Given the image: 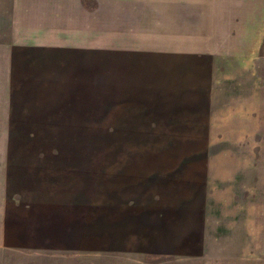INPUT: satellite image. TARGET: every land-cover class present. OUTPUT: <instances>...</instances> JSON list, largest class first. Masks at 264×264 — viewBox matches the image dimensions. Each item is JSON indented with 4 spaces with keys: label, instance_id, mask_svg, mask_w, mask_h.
Segmentation results:
<instances>
[{
    "label": "rangeland",
    "instance_id": "374dc122",
    "mask_svg": "<svg viewBox=\"0 0 264 264\" xmlns=\"http://www.w3.org/2000/svg\"><path fill=\"white\" fill-rule=\"evenodd\" d=\"M10 1L0 264H264L260 0H79L99 15L64 25L56 90L17 55L42 33Z\"/></svg>",
    "mask_w": 264,
    "mask_h": 264
},
{
    "label": "crops",
    "instance_id": "0c3cea01",
    "mask_svg": "<svg viewBox=\"0 0 264 264\" xmlns=\"http://www.w3.org/2000/svg\"><path fill=\"white\" fill-rule=\"evenodd\" d=\"M48 1L51 2L52 7L51 6L48 7L45 4H40L41 6L39 7H32L30 4L29 5L25 4L27 2L26 0H24V2L21 3L22 7H26L25 8L26 12H23L22 20H30V24H34L35 20H37L36 23L38 24V31L42 33L41 39L39 38V40L42 42V45H40L39 43L36 44V41L33 40L35 41V43L32 42V44H30L33 47L23 48V50L18 48L16 50L18 52L23 51L22 54H17V55H22V58H24L25 55H28L25 54L26 51H30L31 54L29 55L34 56L35 59H38L37 60L38 64L34 66L39 70L38 75L40 74V76L42 77V79L38 81V88L41 87V88H46V89L50 88L56 90L57 87L56 84H54L55 81L57 80V78L58 80H62V72L64 69L62 54L64 53V49L68 50L75 46L74 44L69 43L68 45L65 46L66 48L64 47L63 31H68V32L72 31L71 28L64 30V25H76L75 20H80V16L84 17L85 18L84 20L92 19L91 17L94 18L98 17L99 11L95 15H93L92 12H87L81 8L82 15H80L79 14L80 7L78 4L79 0H75L74 2H72V4H70L71 5V7H69L70 9L68 8L67 12H64L62 10L63 7L59 4V1L57 0H48ZM258 4H262V7H260L262 11L257 10L256 13H253L252 15L250 14L249 17L245 18L246 20H264V0L258 1ZM12 8H15L14 2L10 0L5 1V3L2 5V9L0 10V20H14V18L11 17L12 16L11 11H13ZM261 23H263V21ZM75 28L76 27H74V30ZM116 30L123 31V29H116ZM19 31L20 30L14 26V33L17 34V32ZM252 32L254 33V31ZM250 34L252 33L249 32L248 35ZM69 35L71 36L74 35V32ZM71 36L69 37V39H71ZM13 39L18 40V37L14 36ZM35 46H38V48H36ZM8 51H9L8 54L10 56H13L15 53L14 52L15 50L13 49L12 50L9 49ZM252 52L253 54L256 53L255 50H253ZM67 53L66 55L69 58L72 57L70 51H67ZM250 54L251 52L249 51L248 55L250 56ZM24 62L26 65L27 62L25 60ZM69 62L71 61H68V63L66 64H68L69 65L68 67L71 68V63ZM29 69L32 70L33 68H29ZM70 72L74 73L75 70L74 71L70 70ZM57 73L60 75L56 76ZM25 74H28V71H26ZM25 74L22 80L18 78L20 83L21 81L22 83L26 81ZM52 74H54V77L52 76ZM181 96H184V94H181ZM4 169L5 167H2L0 169V178L3 179L6 178V171H4ZM1 197L2 195L0 194V200ZM6 223H7V218L5 220L3 216L0 217V231L5 230Z\"/></svg>",
    "mask_w": 264,
    "mask_h": 264
}]
</instances>
